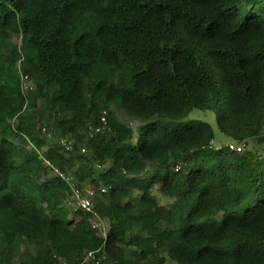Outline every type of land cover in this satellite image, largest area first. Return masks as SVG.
Wrapping results in <instances>:
<instances>
[{
  "label": "trees",
  "instance_id": "trees-1",
  "mask_svg": "<svg viewBox=\"0 0 264 264\" xmlns=\"http://www.w3.org/2000/svg\"><path fill=\"white\" fill-rule=\"evenodd\" d=\"M195 109L244 149L166 121ZM71 187L94 190V214L65 205ZM93 250L110 264H264V0H0V264Z\"/></svg>",
  "mask_w": 264,
  "mask_h": 264
},
{
  "label": "built area",
  "instance_id": "built-area-1",
  "mask_svg": "<svg viewBox=\"0 0 264 264\" xmlns=\"http://www.w3.org/2000/svg\"><path fill=\"white\" fill-rule=\"evenodd\" d=\"M26 80H27V77H22V84L24 88L27 87ZM106 113L107 112L105 110H102L98 125L87 126L85 130V136L87 138L89 139L93 138L94 136L104 131V129L107 126ZM42 132L43 133L46 132L44 128H42ZM61 143L67 148L70 147V144H71L70 142L64 139L61 140ZM244 145H245L244 142H240V143H229L226 146L231 151L241 152L244 149ZM81 152L82 153L84 152V148L81 149ZM179 169H180L179 166H175L174 171L177 172ZM60 176L62 177V175ZM66 181L68 183L69 180L66 179ZM101 192H104V189H101ZM93 195H94L93 189L86 188V189H83L82 191H79L71 187L70 193L67 194L65 205L68 208L72 209L73 211L81 210L88 214H94L92 210V201H91ZM91 226L96 231L98 237L102 239L106 238L107 228L105 226V223L102 220L95 218L91 222ZM97 253H98V250L88 251L82 257L78 258L73 264H110L109 261L106 260V257L104 255L97 257ZM55 264H67V263L64 262L63 260H58V262H56Z\"/></svg>",
  "mask_w": 264,
  "mask_h": 264
},
{
  "label": "rangeland",
  "instance_id": "rangeland-1",
  "mask_svg": "<svg viewBox=\"0 0 264 264\" xmlns=\"http://www.w3.org/2000/svg\"><path fill=\"white\" fill-rule=\"evenodd\" d=\"M13 41H14V43L18 44V40L14 39ZM117 116L119 117L121 122L128 124L132 128L133 132L136 135L137 128L139 126L138 123H136L133 119L128 117L123 112H117ZM215 119H216V112H214V111H202V110L195 109V110H192L187 116H185L179 120L166 119V121L168 120V121L172 122V125H174V126H178V125L181 126V125H183L189 121H192V120H197V121H201V122H205V123L209 124L211 126V128L213 130V134H214V138L211 142L212 147H214V149H217L218 147L224 146L228 143H232L233 141L231 139H229L228 137L224 136L222 133H220V131L217 128ZM41 124L44 125V123H41ZM45 124H46V121H45ZM46 137H47V139L53 140V141H60V139L61 140L64 139V138H61L60 136H58L57 134L51 135L50 133H49V137L48 136H46ZM134 141H136V140H134ZM153 192H154V195L156 196L158 202L161 205L168 206L171 203V200L169 198L161 196L157 193L156 187H155ZM71 211H72V209H71Z\"/></svg>",
  "mask_w": 264,
  "mask_h": 264
},
{
  "label": "clouds",
  "instance_id": "clouds-1",
  "mask_svg": "<svg viewBox=\"0 0 264 264\" xmlns=\"http://www.w3.org/2000/svg\"><path fill=\"white\" fill-rule=\"evenodd\" d=\"M17 72H18V75H19V78H20V87H21V90L22 92H26L27 90L28 91H31L32 90V84L29 83V79H28V76L27 75H24L22 72H21V68H20V62L18 63L17 65ZM22 77H27V80H26V83H27V87L24 88L23 87V84H22ZM45 129V128H44ZM46 131V129H45ZM41 132H42V129H41ZM46 133V132H45ZM42 132V134H45ZM47 136L49 137V134H47ZM60 143H61V139H60ZM62 144V143H61ZM47 165H50L48 162H46ZM61 175V174H60Z\"/></svg>",
  "mask_w": 264,
  "mask_h": 264
}]
</instances>
